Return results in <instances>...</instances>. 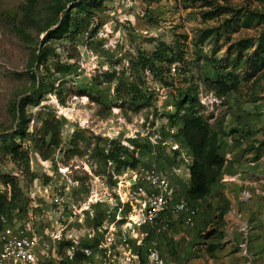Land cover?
I'll use <instances>...</instances> for the list:
<instances>
[{
  "label": "rangeland",
  "instance_id": "1",
  "mask_svg": "<svg viewBox=\"0 0 264 264\" xmlns=\"http://www.w3.org/2000/svg\"><path fill=\"white\" fill-rule=\"evenodd\" d=\"M79 1L0 0V232L27 224L62 249L95 231L143 255L162 232L137 224L156 169L197 210L158 221L180 264H264V0ZM194 115L225 159L201 199Z\"/></svg>",
  "mask_w": 264,
  "mask_h": 264
},
{
  "label": "built area",
  "instance_id": "2",
  "mask_svg": "<svg viewBox=\"0 0 264 264\" xmlns=\"http://www.w3.org/2000/svg\"><path fill=\"white\" fill-rule=\"evenodd\" d=\"M143 189V203L139 215V226L156 227L162 230L168 223H158L164 216H176L192 226L197 218V210L184 199H180L176 187L169 177L156 169L146 171ZM5 220V217L2 216ZM101 230V227L98 228ZM124 242L127 237L123 235ZM96 232L90 233L85 241H73L62 249L54 236L44 237L36 234L31 227L18 225L4 226L0 232V264H170L168 249L153 245L146 248L143 255L114 247L112 237L110 244L98 242ZM129 246V244H127Z\"/></svg>",
  "mask_w": 264,
  "mask_h": 264
},
{
  "label": "trees",
  "instance_id": "3",
  "mask_svg": "<svg viewBox=\"0 0 264 264\" xmlns=\"http://www.w3.org/2000/svg\"><path fill=\"white\" fill-rule=\"evenodd\" d=\"M84 1L80 0L76 6H81ZM69 23V15L65 13L60 26L51 30L48 35L57 34L61 27ZM28 103L26 98L19 102V110H23ZM183 138L186 144L191 149L194 160L190 166V182L191 186L188 190V195L192 199H201L206 196L210 190V186L219 176L220 170L225 164V159L219 152V143L215 135H210L203 116L194 115L184 121ZM12 152L17 155L19 150L14 146ZM208 160H207V159ZM132 168L138 166V161L131 164ZM2 180L9 184L12 188L13 199L19 197L20 187L14 177L10 175H2ZM5 206L0 204V213L4 212Z\"/></svg>",
  "mask_w": 264,
  "mask_h": 264
},
{
  "label": "crops",
  "instance_id": "4",
  "mask_svg": "<svg viewBox=\"0 0 264 264\" xmlns=\"http://www.w3.org/2000/svg\"><path fill=\"white\" fill-rule=\"evenodd\" d=\"M174 225H175V223H172L170 225V228H171L170 233L167 234L168 230L164 231V229H166V228H164L162 230H159V231H162L161 232L162 234L160 233L161 235L160 234L158 235V233H157L156 236L153 237L149 241L151 244L162 246V247H165L166 249H168V261L170 262V264H180V262L178 260V256L180 257V252L178 251V248L176 247V240L172 234V232L175 230ZM168 226H169V223H168ZM164 235H167V236H164ZM171 248L172 249L175 248V250H172Z\"/></svg>",
  "mask_w": 264,
  "mask_h": 264
}]
</instances>
